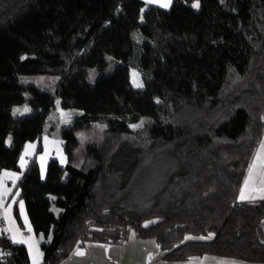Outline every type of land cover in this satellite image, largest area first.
Wrapping results in <instances>:
<instances>
[{"label": "trees", "instance_id": "obj_1", "mask_svg": "<svg viewBox=\"0 0 264 264\" xmlns=\"http://www.w3.org/2000/svg\"><path fill=\"white\" fill-rule=\"evenodd\" d=\"M194 3L0 0V169H18L27 140L40 151L43 133L62 138L67 157L50 158L44 178L31 157L16 183L38 264L131 230L166 259L264 262V196L239 199L264 132V0ZM56 99L78 110L57 129L46 118ZM16 104L32 111L14 115ZM13 214L22 226L16 204ZM0 264H31L1 224Z\"/></svg>", "mask_w": 264, "mask_h": 264}, {"label": "crops", "instance_id": "obj_2", "mask_svg": "<svg viewBox=\"0 0 264 264\" xmlns=\"http://www.w3.org/2000/svg\"><path fill=\"white\" fill-rule=\"evenodd\" d=\"M155 3L163 7V3ZM262 137L263 138L261 144L264 143V132ZM40 139L42 145V149L40 151H36V139L27 140L24 142L18 158V169H0V178L3 179L4 185L3 188H0V193L3 194L2 196H0V224L6 229L13 243H21L25 245L31 264H33V255L35 254V252L38 251L39 253H41L39 247V237L35 234L32 228V225L26 213L23 200L21 198H18L17 196V180L26 167L29 159L33 156L38 163L39 174L41 178L45 177L47 162L50 158L57 159L60 165H65L67 162L66 154L64 153L62 148V138L50 135L48 133H43ZM29 145H33V147H29ZM260 146H257L250 160L248 170L239 191V196L241 191H244L245 195L249 197L248 199L264 196V177H261V175L259 174L262 171L259 166L253 173L252 179L249 180L248 187L245 188V181L249 179V168L253 164L257 152L260 151ZM21 157L24 158L23 165L21 163ZM41 157H43V159H41ZM4 173H14L15 177L9 178L7 176H4ZM21 202L23 203L22 210L20 207ZM14 204H16L20 219L22 221V226L18 225L14 217ZM29 227L31 230H29ZM9 228H11L12 231H9ZM19 241L28 242L23 243ZM29 244H32L33 246L31 249L29 248ZM101 245H104L106 247H101ZM77 249L83 251L85 254L82 256L76 255ZM148 250H151L154 255H149ZM162 253L163 251L156 246L153 239L150 240L149 237H137L134 235V233H130L128 238L121 243H103L89 241L86 242L83 246L74 247L60 260L58 264H171L172 261H181L166 259L162 256ZM203 259L207 264H264V262H250L236 258L217 256L213 254L199 255L198 259L194 260V263ZM41 261L42 255L40 256L38 263H40Z\"/></svg>", "mask_w": 264, "mask_h": 264}, {"label": "rangeland", "instance_id": "obj_3", "mask_svg": "<svg viewBox=\"0 0 264 264\" xmlns=\"http://www.w3.org/2000/svg\"><path fill=\"white\" fill-rule=\"evenodd\" d=\"M145 5L148 4H156L155 2L158 3H164L166 2V0H153V2H149V0H143ZM130 73V81L131 83L135 86V84L133 83V73H136L137 76L135 77V79L141 83H142V77L140 72L135 68V67H131L129 70ZM20 79L24 82H28V83H35L36 85H38L39 87H52L53 86V82H54V78L51 75H32V74H25V75H21ZM58 99H56L55 103L53 104V106L48 110L47 112V123L48 124H53V126H55V128L57 129V127L64 125L66 123H68L78 112L77 109L75 108H63L61 106H59V103L57 101ZM27 108L29 111H24V109ZM19 109V112H17L16 110ZM32 111V108L25 104H17V105H13L12 106V113L14 115H23V114H27L30 113ZM67 114V115H65ZM143 120L140 121H135V122H129V126L132 128H137V127H133L134 125H139L138 127H140L143 124ZM263 135V134H262ZM77 136H78V145H77V150L80 152L81 148L84 147L86 141H87V132L83 129H79L77 130ZM262 138L259 141V146L261 144ZM7 143H9V137H7ZM76 161L79 162V159H77ZM130 233H133V230L130 231ZM186 238H198V236H193V235H186ZM150 240H152L151 238H149ZM148 254L149 255H154V253L151 252V250H148ZM198 259V256H191L187 259L175 262L172 261L171 264H207L204 259L201 261H197L196 263H194V260ZM251 262V261H250Z\"/></svg>", "mask_w": 264, "mask_h": 264}, {"label": "snow or ice", "instance_id": "obj_4", "mask_svg": "<svg viewBox=\"0 0 264 264\" xmlns=\"http://www.w3.org/2000/svg\"><path fill=\"white\" fill-rule=\"evenodd\" d=\"M149 2H153V0H149ZM171 3V0H166V2H164L162 4L163 7L167 8L169 7ZM193 7L195 8H199V0H196V3L193 4ZM137 76L136 73H133V83L135 84L136 87H142L143 85L141 83H139L135 77ZM17 112H19V109L16 110ZM24 111H29L27 108L24 109ZM67 115V114H65ZM139 125H134L133 127H138ZM29 147H33V145H29ZM41 159H43V157H41ZM21 163L23 165L24 163V158L21 157ZM260 167L261 168V172L259 173L261 175V177H264V143L261 144L260 146V151L257 152V155L256 157L254 158V161H253V164L250 166L249 168V179L245 181V188L248 187V184H249V180L252 179V176H253V173L256 171L257 167ZM4 176H7L9 178H14L15 177V174L14 173H4ZM4 185H3V179L0 178V188H3ZM3 194L0 193V196H2ZM249 197L245 195L244 191H241L240 193V196H239V199L240 200H245V199H248ZM55 199V198H53ZM20 207H21V210L23 209V203L21 202L20 203ZM25 220H26V217H25ZM151 223V222H150ZM9 231H12L11 228L8 229ZM29 230L30 227H29ZM211 238V235H209L208 237H201V239H210ZM15 239V238H13ZM19 242H23V243H27L28 241H19ZM33 246L32 244H29V248L31 249ZM101 247H106L104 245H101ZM157 247H159V245H157ZM85 253L79 249H77V252H76V255H79V256H82L84 255ZM42 254L39 253L38 251L35 252V254L33 255V264H38V261H39V258Z\"/></svg>", "mask_w": 264, "mask_h": 264}]
</instances>
